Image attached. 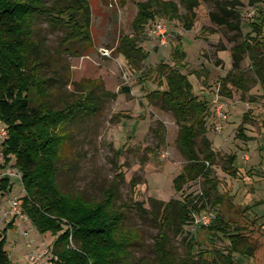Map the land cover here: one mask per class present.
<instances>
[{
  "label": "rangeland",
  "instance_id": "374dc122",
  "mask_svg": "<svg viewBox=\"0 0 264 264\" xmlns=\"http://www.w3.org/2000/svg\"><path fill=\"white\" fill-rule=\"evenodd\" d=\"M89 1L93 47L85 56L66 54L60 47L63 32L52 27L46 17L38 18L34 25L41 51L40 75L50 88L36 89L34 104L61 111L82 102V96L93 100L86 110L60 126V189L90 204L113 197L114 206L125 216L124 236L131 242L127 264H140L142 259L155 264V237L166 203L209 192L205 212L213 219L220 213L232 226L244 228L253 242L254 255L235 254L236 264H264V71L261 75L253 68L248 51L241 71L244 88L226 79L233 70L232 49L245 41L257 43L254 38L264 41V0H219L228 3V9L234 11L231 22L241 29L212 22L211 14L221 12L215 2L196 0L198 7L189 17L182 0H154L158 8L166 7L167 13L157 14L138 30V4L149 0ZM54 3L45 0L47 5ZM192 18L188 30L185 24ZM158 22L165 23L172 36L166 47L150 37ZM255 25H262L261 36L254 32ZM126 37L136 38L147 57L128 59L121 47ZM255 52L264 59V49ZM165 67L188 75L194 94L208 102L207 137L216 153L215 163L209 166L211 182L199 178L186 184L182 193L176 192L173 182L187 163L177 144L179 126L173 111L150 97L167 89ZM238 74L234 75L240 78ZM220 106L225 119L218 117ZM242 126L246 139L239 135ZM199 144L202 146L201 139ZM3 162L4 155H0ZM11 180L12 191L0 195V240L6 237L13 264H27L25 255L34 248L52 247L56 238L41 234L29 218L16 219L14 228L6 230L13 221L3 217L9 198L21 199L26 194L19 179ZM170 236L171 246L180 256L185 254L186 238H195L202 245L196 250L215 245L224 252L230 245L228 236H209L207 229L195 231L192 226L185 227L180 236L173 232Z\"/></svg>",
  "mask_w": 264,
  "mask_h": 264
},
{
  "label": "trees",
  "instance_id": "16d2710c",
  "mask_svg": "<svg viewBox=\"0 0 264 264\" xmlns=\"http://www.w3.org/2000/svg\"><path fill=\"white\" fill-rule=\"evenodd\" d=\"M182 1L188 6L191 17L198 2ZM206 1L215 2L221 10L211 14L214 24L241 29L232 24L234 11L228 9L227 2ZM260 1L256 0V3ZM158 6L154 0L138 4L137 30L144 28L157 14L167 13L166 7ZM40 17H46L52 27L63 32L60 47L66 54L85 56L93 47L89 0H55L53 5L45 4V0H0V124L9 131L4 144V162L0 163V195H8L13 189L11 177L4 171L10 167L17 169L26 193L21 198L22 208L41 234L56 238L51 249L58 258L57 264H127L131 242L124 236L125 216L114 206L113 197L108 195L102 202L90 204L62 192L58 185L57 163L62 148L60 126L86 110L93 100L87 99V95L82 96V102L61 111L34 104L33 92L49 88L40 75V44L34 38V25ZM193 23L194 18L185 24L186 28L191 30ZM261 26H254V32L260 36ZM254 39L257 43L245 41L232 49L234 62L233 70L226 78L228 82L237 86L242 84L244 88L241 71L248 51L252 53L253 68L262 75L264 59L255 51L264 49V41ZM136 42V38L126 37L121 44L128 59L137 60L145 54ZM164 77L167 89L156 91L150 97L151 100L158 98L164 107L173 111L179 126L177 144L187 163L173 182L176 192L182 193L186 184L199 178L211 182L209 166L215 163L216 153L207 137L209 104L194 94L189 76L178 68L165 67ZM244 130L243 126L239 130L242 139L247 138ZM235 160L233 156L231 162ZM210 189H216V186L210 185ZM208 195L209 192L196 196L189 194L184 200L173 199L164 205L154 243L155 264H236L235 254L254 255L253 242L244 233V228L232 226L220 213L209 226L202 228L207 229L209 236H228L230 245L224 252L213 245V238H210L212 249L196 250L202 245L195 238H186L184 256L173 250L170 233L184 234L185 227L192 226L194 216L207 211ZM15 221L13 219L6 230L14 228ZM139 263L150 264L145 259ZM0 264H13L4 236L0 240Z\"/></svg>",
  "mask_w": 264,
  "mask_h": 264
},
{
  "label": "built area",
  "instance_id": "2783aa9c",
  "mask_svg": "<svg viewBox=\"0 0 264 264\" xmlns=\"http://www.w3.org/2000/svg\"><path fill=\"white\" fill-rule=\"evenodd\" d=\"M150 37L157 43L160 47L168 46L171 40V33L167 25L163 22L156 23L150 31ZM222 106L218 109V117L226 118L225 114L222 112ZM9 137V131L6 126L0 124V155H4V144ZM6 175L19 179L23 185V179L19 171H7ZM24 187V186H23ZM25 190V189H24ZM3 217L7 220L17 219L20 221L28 220V216L25 213L21 205V199L17 196H11L9 198V207L3 211ZM213 221V217L209 212H202L201 214L194 216V221L192 224L193 229L196 231L203 226H209ZM28 234L27 232L25 233ZM29 248H33L31 243L28 244ZM27 264H57L58 258L54 256L51 247L44 248L42 250L34 248L33 251L25 255Z\"/></svg>",
  "mask_w": 264,
  "mask_h": 264
},
{
  "label": "crops",
  "instance_id": "0c3cea01",
  "mask_svg": "<svg viewBox=\"0 0 264 264\" xmlns=\"http://www.w3.org/2000/svg\"><path fill=\"white\" fill-rule=\"evenodd\" d=\"M12 260V259H11Z\"/></svg>",
  "mask_w": 264,
  "mask_h": 264
}]
</instances>
